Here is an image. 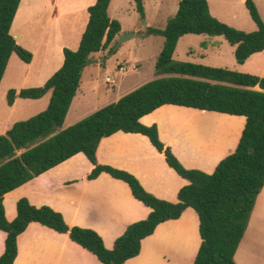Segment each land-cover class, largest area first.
<instances>
[{
    "label": "trees",
    "instance_id": "trees-1",
    "mask_svg": "<svg viewBox=\"0 0 264 264\" xmlns=\"http://www.w3.org/2000/svg\"><path fill=\"white\" fill-rule=\"evenodd\" d=\"M111 1L97 0L88 8L89 22L79 47L64 49L62 67L43 87L20 91L19 96L25 99H40L51 91L48 107L28 120L14 123L6 134L0 135V230L7 234L0 264H15L18 238L33 222L69 234L102 264H124L141 253L143 240L153 235L160 224L180 219L190 207L199 215L202 237L194 264H237L236 253L264 189V77L177 61L174 55L180 39L187 34L224 36L235 46L237 62L244 64L264 52V20L258 7L254 0H246L257 29L245 32L214 17L208 0H181L176 16L165 29L148 27V34L165 38L156 63L158 77L64 128L92 55L111 52L122 32L120 21L109 14ZM136 1L145 18L143 1ZM21 2L0 0V86L14 54L26 63L33 59V54L19 45L11 32ZM16 97L17 91L11 89L10 106ZM168 104L246 117L236 150L221 160L213 173L185 167L161 140L157 124L142 123L144 116ZM55 124L60 130L54 129ZM120 131L149 137L169 166L189 181L179 191V201L159 198L131 172L98 162L103 139ZM80 153L94 164L89 180L108 173L128 183L133 195L152 209L146 219L130 224L113 248L106 246L96 230L70 226L60 211L33 205L26 197L18 201L15 219L9 220L6 215V194Z\"/></svg>",
    "mask_w": 264,
    "mask_h": 264
},
{
    "label": "rangeland",
    "instance_id": "rangeland-1",
    "mask_svg": "<svg viewBox=\"0 0 264 264\" xmlns=\"http://www.w3.org/2000/svg\"><path fill=\"white\" fill-rule=\"evenodd\" d=\"M85 1L90 6L96 2H67L71 10L77 9L76 16L79 19L75 29L84 23L86 14L78 7ZM142 1L145 18L138 11L136 0L111 1L109 14L112 19L120 21L122 32L112 44L111 52L104 50L92 55L66 117L64 128L77 117L81 116L82 120L116 102L117 96H124L158 77L156 63L165 38L159 34H148V27L165 29L169 21L176 16L181 0ZM208 1L211 14L219 20L245 32L257 29L246 0ZM27 2L31 3L32 10L27 7V3L23 5L12 35L28 47L17 42L19 45L33 53L30 47L39 39L50 1ZM254 2L264 20V0ZM65 19H70V15ZM70 20L76 21L73 18ZM58 26L51 24L48 27V37L44 38L46 43L52 40V32L57 30ZM235 49L224 36L187 34L180 39L174 59L260 76L264 66V52L255 54L244 64H239ZM27 67V63L17 54L12 56L0 86V135L6 134L14 123L38 115L49 105L51 91L40 99L18 98L17 95L16 104L13 107L9 105L8 92L11 89L21 91L23 88L44 86L39 84L43 75L24 77ZM142 123L147 126L158 125L161 140L173 149L185 167L213 173L220 161L236 150L245 128L246 117L164 105L144 117ZM99 160L101 164H109L134 173L149 192L171 202H177L179 191L188 184L187 180L167 164L150 139L141 134L120 132L107 138L99 153ZM91 171L92 163L83 153L65 161L44 176L34 179L33 183L6 195L4 204L8 217L13 219L16 216L18 201L26 197L38 207L47 205L60 211L70 225L79 206L75 225L102 231L107 247H112L130 221L147 217L143 211V214H138L136 218L125 214L120 220V212L136 203L140 204L145 212L150 209L132 195H128L131 193L129 186L110 174H104L98 180L88 181L87 176ZM35 184L36 191L32 189ZM114 218L117 220L113 221ZM51 232L59 240H54L45 232L40 234L48 250L46 255H37V264H52V259L61 251L64 235L52 230ZM5 238L6 234L0 231V254L5 250ZM201 243L199 215L193 208H188L181 219L161 224L156 233L146 239L142 254L134 262L194 264ZM77 248H80L79 245L70 241L68 248L64 250L65 257H78Z\"/></svg>",
    "mask_w": 264,
    "mask_h": 264
},
{
    "label": "crops",
    "instance_id": "crops-1",
    "mask_svg": "<svg viewBox=\"0 0 264 264\" xmlns=\"http://www.w3.org/2000/svg\"><path fill=\"white\" fill-rule=\"evenodd\" d=\"M49 1H50L49 2V10H48V13H47V17L43 21L44 26H43V29H42L41 34L39 36V39L35 43V45H32L30 47V49L33 51V53H32L33 54V59H32V61L30 63H27V66H28L27 67V72L24 75L25 78L27 76L30 77L32 75L33 76L38 75V74L39 75H43V79H41V81L39 80V84H41V85L42 84L45 85V83L48 81V79L51 78V76L54 75L62 67V65L64 63V49L65 48H71V49H74L75 50V49H77L79 47L80 42H81V39H82V36H83V33L85 32V30L87 28V25H88V22H89V16H88L89 15V11H88V8L90 7V5L86 1L84 3H82L80 5V7H78V8H80L81 12H84L86 14L84 16V23H82V25L80 24L81 27H78V29H75L76 28V25H78L77 20L79 19L76 16L77 15V9H75V8L72 9V10L70 9L71 7H69L68 4H67V2L69 0H67L66 2L65 1L63 2V0H49ZM25 3H27V7L32 10L31 3L30 2H27V0H22V2L20 4V7H19V10H18V13L16 15V18L14 20V23H13L11 32H13V29H14L17 21H18V18H19V13H20V11H21V9H22V7H23V5ZM95 3H93V4H95ZM69 15H70V19L73 18V19H76V21L74 22V21H71L70 19H65V17L66 16H69ZM51 24H52V26H54V25H59V26L57 27V30H55V31L52 32V40L51 41H48L46 43L45 42L46 39H44V38H47L48 37L47 29H48V27ZM83 24H84V26H83ZM74 30H76L75 33H74ZM17 42H19L23 46L28 47V45H26V44L23 43V41L17 40ZM261 53H263V52H261ZM257 54H259V53H257ZM260 76L261 77H264V66H263V68L261 70ZM19 93H20V90L17 91L18 98L20 97L19 96ZM122 96L123 95L117 96V98L115 99V101H118ZM16 102L17 101H15V104H16ZM168 105H171V104H168ZM154 112H152V113H154ZM146 116H148V115H146ZM146 116H144V117H146ZM81 118H82L81 116L77 117L72 123L68 124L67 127L71 126V124L73 125V124L77 123L78 121L81 120ZM142 119H141V121H142ZM120 132H123V131H120ZM120 132H118V133H120ZM123 133H125V132H123ZM159 133H160V130H159ZM116 134H114V135H116ZM135 134H140V133H135ZM114 135H112V136H114ZM141 135H143V134H141ZM112 136H110V137H112ZM110 137H107V138H110ZM107 138H104L103 139V141H102V143L100 145L99 151H98V162L99 163H100L99 153L101 152L102 145H103L104 141ZM159 153L163 156L164 160L166 161L164 154L161 153L160 151H159ZM76 156H74V157H76ZM54 168H52V169H54ZM93 168H94V164L92 163V170H93ZM123 170H125V169H123ZM49 171H47L46 173H48ZM46 173H44V174H42V175H40V176H38V177H36L34 179H38L39 177L44 176ZM104 174H108V173H103L97 179H94V180H98ZM132 174H134V173H132ZM34 179L31 180V181H29L28 183L20 186L19 188H21V187H23V186H25V185H27L29 183H33L35 181ZM183 179H185V178H183ZM87 180L88 181H94V180H89L88 179V176H87ZM117 180H119V179H117ZM185 180H187V179H185ZM120 181H123V180H120ZM123 182H125V181H123ZM141 183H142V181H141ZM126 184L128 185V183H126ZM188 184H189V181H188ZM35 186H36V184L32 187V189L34 191H36V189H37ZM143 186H144V184H143ZM19 188H17V189H19ZM129 188H130V186H129ZM17 189H15V190H17ZM15 190H13V191H15ZM130 190H131V188H130ZM9 193H11V192H9ZM8 194H6V195H8ZM6 195H5V197H6ZM128 195H132L133 197H135L133 195V193H132V190H131V193L128 194ZM177 198H178V196H177ZM135 199H137V198L135 197ZM137 201L139 202L140 200L137 199ZM177 201H179V198H178ZM30 202L32 203L31 200H30ZM78 207L76 208V210H75V212L73 214V218H72V221L70 223V226H78V225H75L76 224V221L78 220ZM148 208L150 209V211H146L145 212V210H143V208H142V206H140V204H137V203L136 204H133V206L130 207L129 209L120 212L121 215L118 216V217H120L118 219L121 220V217H123V215H125V214L129 215L130 217L134 216V218H136V216L138 214H141V213L143 214V211H144L145 214H147L146 216L148 217L149 214H150V212H151V210H152L150 207H148ZM190 208H192V207H190ZM17 214H18V211H17ZM17 214H16V216H17ZM6 215H7V211H6ZM183 215H182V217H183ZM16 216L13 219H15ZM114 216H115V214H114ZM7 217H8V215H7ZM64 217H65V215H64ZM115 217H117V216H115ZM146 218H143V219H146ZM8 219L9 220H13V219H10L9 217H8ZM65 219H66V217H65ZM143 219H133L132 221H130L126 225V227H124L122 233L120 235H118V236H121L125 232V230L127 229V227L130 224H132V223H134L136 221H139V220H143ZM115 220H117V219L114 218L113 221H115ZM170 221H173V220H170ZM166 222H169V221H166ZM166 222H164V223H166ZM37 224L40 225V226L36 227L35 225H37ZM84 228H87V227H84ZM157 229H156V231H157ZM51 230L52 231H55L54 229H51V228H49L47 226H44V225H42L40 223H37V222L31 223L29 225V227L27 228V230L24 233H22L19 236V238H18L19 252H18V256H17L16 261H15V264H37V260H36V258L38 257L37 255H39V254H41V256L44 255V254L46 255L47 250H48L47 247H46V245H45V243H44V241L41 239L42 235H40V234H42V233L45 232V233H48V235L50 237H52L54 240H57V241L59 240V238H56V236H54L53 234H51L52 233ZM0 231L6 234V232H4L2 230H0ZM55 232L56 233H59L57 231H55ZM98 233L102 236V231L99 230ZM59 234L60 235H64L63 246L61 247V251H60L59 255L58 256H55L52 259V264H102L99 261V259L97 258V256L95 254H93L92 252H90L86 248H84L81 245H79L76 242H74L70 238V235L69 234H64V233H59ZM6 237H7V234H6ZM146 239L143 240L142 248H143V244L145 243ZM5 241H6V238H5ZM70 241L76 243L80 247V248H77L78 249V251H77L78 257L76 256L74 259L67 258V257H65V254H64V252H65L64 250H66L68 248V246L70 244ZM114 244H113V246H114ZM113 246L110 247V248H113ZM5 247H6V245H5ZM4 251H3V253H4ZM3 253H1L0 256ZM141 254H142V251H141V253L137 257H134V258L128 260L124 264H135L134 261H136V259ZM94 257H96L98 260H95ZM42 258H44V257H41V259ZM235 259H236L237 264H264V189H263L262 193L258 197L256 206H255V209H254V212H253L251 221H250V225H249V227L247 229V232H246V234H245V236H244V238H243V240H242V242L240 244V247H239V249H238V251L236 253Z\"/></svg>",
    "mask_w": 264,
    "mask_h": 264
},
{
    "label": "water",
    "instance_id": "water-1",
    "mask_svg": "<svg viewBox=\"0 0 264 264\" xmlns=\"http://www.w3.org/2000/svg\"><path fill=\"white\" fill-rule=\"evenodd\" d=\"M54 129H56V130H60V127H59L57 124H55V125H54Z\"/></svg>",
    "mask_w": 264,
    "mask_h": 264
}]
</instances>
